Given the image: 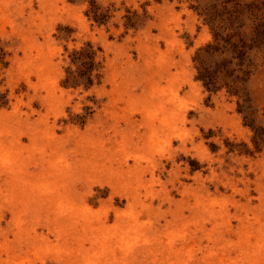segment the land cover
Masks as SVG:
<instances>
[{"label": "rangeland", "instance_id": "374dc122", "mask_svg": "<svg viewBox=\"0 0 264 264\" xmlns=\"http://www.w3.org/2000/svg\"><path fill=\"white\" fill-rule=\"evenodd\" d=\"M90 1L0 0V264H264L263 47L256 145L237 98L196 79V0H94L105 25ZM237 2L262 37L264 0ZM88 44L100 83L64 87Z\"/></svg>", "mask_w": 264, "mask_h": 264}, {"label": "trees", "instance_id": "16d2710c", "mask_svg": "<svg viewBox=\"0 0 264 264\" xmlns=\"http://www.w3.org/2000/svg\"><path fill=\"white\" fill-rule=\"evenodd\" d=\"M196 1L198 4L192 7L203 17L205 24L210 26L213 35V41L197 49L195 53L196 79L210 92L225 90L237 98L238 112L243 114L246 124L253 130L255 144L259 145L263 141V132L256 125L248 82L255 70L251 52L254 48L264 49V35L262 37L258 35L261 24L255 23L250 32L251 37L247 38L241 32L243 25L240 16L244 9L240 10L241 5L237 0ZM85 15L94 22L104 25L111 18L109 10H104V7L94 0L89 2V9L85 11ZM136 23L135 14L126 17L127 28L136 26ZM92 47L88 44L79 50H73L71 66H75V69L67 68L64 87L83 86L88 90L100 83V62L96 61V52ZM9 55L8 51L0 46V110L8 107L11 102L9 91L1 88L4 82L3 75L10 64Z\"/></svg>", "mask_w": 264, "mask_h": 264}]
</instances>
